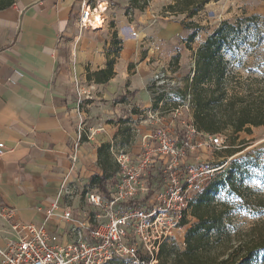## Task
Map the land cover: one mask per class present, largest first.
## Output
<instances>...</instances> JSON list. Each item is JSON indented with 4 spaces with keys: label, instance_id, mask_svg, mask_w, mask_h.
Returning <instances> with one entry per match:
<instances>
[{
    "label": "crops",
    "instance_id": "0c3cea01",
    "mask_svg": "<svg viewBox=\"0 0 264 264\" xmlns=\"http://www.w3.org/2000/svg\"><path fill=\"white\" fill-rule=\"evenodd\" d=\"M174 1L152 0L145 12L128 14L130 0H18L0 14L2 239L12 236L2 217L6 207L18 221L38 225L58 202L86 220L81 194L103 174L100 146L114 143L121 121L170 118L161 116L163 105L154 109L150 87L155 66L169 61L171 40L186 31L183 16L166 13ZM84 3L106 6L96 29L75 25ZM109 63L114 76L96 81L93 75ZM64 183L69 195L59 198ZM47 224L71 241L65 221Z\"/></svg>",
    "mask_w": 264,
    "mask_h": 264
},
{
    "label": "built area",
    "instance_id": "2783aa9c",
    "mask_svg": "<svg viewBox=\"0 0 264 264\" xmlns=\"http://www.w3.org/2000/svg\"><path fill=\"white\" fill-rule=\"evenodd\" d=\"M105 10L103 4L92 7L84 3L76 27L96 29L104 22ZM132 35L136 36L134 30ZM193 77L194 73L191 81ZM178 88L172 74L158 64L153 98L168 97L172 89ZM191 101L188 93L175 110L181 121L185 113L189 116L182 135L169 129L171 119H160L156 114L152 120L163 125L144 137L139 153H113L120 171L116 180L106 185V191L94 185L86 195L95 212L104 213V221L97 226L91 224L87 214L83 216L86 220L76 219L71 208L63 210L58 202L46 211V223L38 225L20 222L13 209L4 208L2 217L9 223L12 236L4 240L0 235V264H112L119 260L127 264H160L162 246H185L186 232L196 223L192 216L194 199L221 169L195 168L188 160L204 150L227 148L221 136L197 131L190 117ZM166 119L171 122L165 123ZM6 149L5 142L0 143V157ZM62 188L59 198L69 195L66 183ZM54 218L69 225L73 236L70 242H63L49 231L47 223Z\"/></svg>",
    "mask_w": 264,
    "mask_h": 264
},
{
    "label": "trees",
    "instance_id": "16d2710c",
    "mask_svg": "<svg viewBox=\"0 0 264 264\" xmlns=\"http://www.w3.org/2000/svg\"><path fill=\"white\" fill-rule=\"evenodd\" d=\"M17 1L0 0V14L10 10ZM151 1L130 0L127 13L145 12ZM220 1L222 0H175L165 10L169 16L184 17L181 24L190 32L186 41L191 45L202 30L201 25L195 22V17L209 3ZM256 19L257 16H243L234 23L222 22L194 51V77L185 88L186 91H183L182 97L185 99L188 93L192 95L193 121L199 133L236 138L243 131L251 133L252 127L264 126V88L258 83L255 85L253 82L245 84L239 79L237 81L238 76L226 56L237 53L244 39L256 34V30L244 25ZM93 76L98 82H107L114 76L113 64L109 63L107 69ZM167 100L168 97L164 95L154 98V109H158L159 104H164ZM120 133L121 130L117 136ZM113 149L112 144L100 146L99 166L103 174L93 176L89 185H97L106 191L107 180L112 178L114 181L117 178L120 171L119 164V172L112 168ZM246 168L243 161H236L228 169H220L222 173L215 175L197 195L192 204V216L197 222L186 232L185 247L181 251L175 245L162 246L159 256L162 264H258L257 258L264 254V223L251 227L240 238L229 227V215L232 212L229 204L215 203L214 200L219 192L230 187L245 193L239 194L244 202L252 201L264 207V199L255 194L259 200L257 201L253 190L243 183Z\"/></svg>",
    "mask_w": 264,
    "mask_h": 264
},
{
    "label": "rangeland",
    "instance_id": "374dc122",
    "mask_svg": "<svg viewBox=\"0 0 264 264\" xmlns=\"http://www.w3.org/2000/svg\"><path fill=\"white\" fill-rule=\"evenodd\" d=\"M264 8V7H263ZM261 8L260 0H222L218 3H209L205 10L195 17V22L201 25L202 30L195 38L193 44L187 43V38L190 34L189 31H184L170 43V50L168 52L169 61L166 62L164 67L167 68L173 79L176 81L178 90L172 89L168 96L167 102L163 104L160 111L161 116L170 117L172 126L169 129L175 134H180L185 131L186 125L189 124L188 117L185 113L180 119L174 117L173 113L181 106L183 91L189 86L191 76L194 69V51L204 42L209 35L216 30L224 21L234 23L238 18L256 17V21L245 23L244 25L250 26L256 30L254 36H247L241 43V47L234 55L226 54L232 66V70L236 72L240 82L245 84L258 85L264 88V10ZM173 43V44H172ZM165 50L166 47H165ZM159 53V52H158ZM157 66H155L154 72ZM258 81V82H255ZM258 83V84H257ZM154 93L153 85L150 87ZM193 117V114L190 116ZM164 122V121H163ZM121 133L116 137L113 145L112 155V168L117 170L118 162L114 154L133 155L134 150H141L143 140L149 133L154 132L156 128L163 125V123L155 122L152 119L147 120H131L121 122ZM223 138L225 146L224 150H204L196 155H193L188 160V164L193 167H215L228 169L233 162L243 161L246 164L247 172L244 177L243 183L249 186L254 195L263 200L264 199V126L252 127L251 133L243 131L237 135L236 138L217 134ZM137 147L139 149H137ZM119 172V171H118ZM222 173L219 170L215 175ZM116 179H114L115 181ZM113 182L112 178L107 180V183ZM93 186L86 185L81 194L84 202V210L87 218L91 219V224L97 226L104 221L103 212H95L86 200V195ZM239 194H245L243 191L236 189L222 190L215 196V203H227L231 208V219L229 220V227L236 232V234L243 238V235L253 226H258L264 223V207L259 206L256 202H244L239 197ZM254 196L257 201L258 197ZM254 198V199H255ZM253 199V198H252ZM95 212V213H94ZM99 216V217H97ZM83 217V216H82ZM197 222V220H195ZM181 244V243H180ZM179 250L185 247L182 245H175ZM258 264H264V254L262 253L257 258ZM112 264H127V262L119 260ZM160 264H162L160 262ZM170 264V263H168Z\"/></svg>",
    "mask_w": 264,
    "mask_h": 264
}]
</instances>
